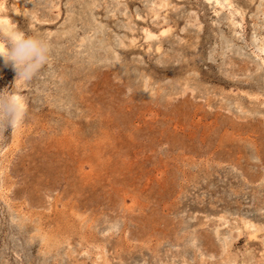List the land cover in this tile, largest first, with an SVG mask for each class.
I'll list each match as a JSON object with an SVG mask.
<instances>
[{"label":"rangeland","instance_id":"obj_1","mask_svg":"<svg viewBox=\"0 0 264 264\" xmlns=\"http://www.w3.org/2000/svg\"><path fill=\"white\" fill-rule=\"evenodd\" d=\"M218 1L0 0L52 45L0 70V264H264V0Z\"/></svg>","mask_w":264,"mask_h":264},{"label":"clouds","instance_id":"obj_2","mask_svg":"<svg viewBox=\"0 0 264 264\" xmlns=\"http://www.w3.org/2000/svg\"><path fill=\"white\" fill-rule=\"evenodd\" d=\"M51 53L52 45L47 38L22 32L11 33L7 49L0 48V58L5 63L11 62L17 77L25 80L31 79L49 61ZM17 116L14 97L8 91L0 92V134L5 126L16 122Z\"/></svg>","mask_w":264,"mask_h":264},{"label":"bare ground","instance_id":"obj_3","mask_svg":"<svg viewBox=\"0 0 264 264\" xmlns=\"http://www.w3.org/2000/svg\"><path fill=\"white\" fill-rule=\"evenodd\" d=\"M221 1V0H220ZM209 2V1H208ZM215 2L219 5L220 3H219V1L218 0H215ZM226 2H227V0H226ZM231 3V2H230ZM227 4V3H226ZM220 5H222V4H220ZM228 5V4H227ZM222 6H224V5H222ZM229 6H231V5H229ZM231 8V7H230ZM229 8V9H230ZM236 9V8H235ZM233 11V10H232ZM241 14V13H240ZM239 17V16H238ZM3 20V19H2ZM7 24H9L8 22H7ZM75 31V30H74ZM0 48H3V46L1 45V43H0ZM263 52H264V49L262 50ZM262 52V53H263ZM264 54V53H263ZM264 62V61H263ZM2 63H4V60H3V62H1L0 63V70L2 69ZM263 65V64H262ZM2 78V77H1ZM16 99V98H15ZM15 103H16V105H17V107H18V110H20L21 109V105H20V103L18 102V100H15ZM19 115V114H18ZM250 223V222H249ZM245 225H247V227L249 226L248 224H245ZM254 226V225H253ZM250 227V226H249ZM249 229H251V228H249ZM254 230V229H253ZM249 231V230H248ZM252 231V230H251ZM256 231V230H255ZM257 232V231H256ZM255 233V232H254Z\"/></svg>","mask_w":264,"mask_h":264}]
</instances>
